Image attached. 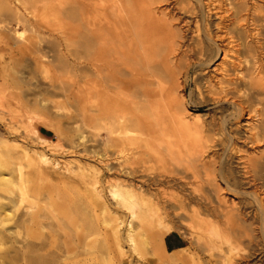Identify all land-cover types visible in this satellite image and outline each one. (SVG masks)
Returning <instances> with one entry per match:
<instances>
[{"label": "bare ground", "instance_id": "1", "mask_svg": "<svg viewBox=\"0 0 264 264\" xmlns=\"http://www.w3.org/2000/svg\"><path fill=\"white\" fill-rule=\"evenodd\" d=\"M50 1L15 0L21 9L0 0V189L18 209L28 204L23 222L43 224L42 195L76 174L16 138L23 132L55 156L62 143L43 136L37 117L74 118L50 96H29L20 67L74 94L82 110L96 108L85 113L102 122L114 151L104 140L99 151L85 144L97 164L77 175L88 200L115 215L121 252L125 241L136 252L149 245L150 264H264V0ZM53 15L64 21V56L45 33ZM54 65L67 74L63 86L51 79ZM193 84L216 112L188 110ZM174 231L189 242L182 252L164 245ZM31 255L28 264H57Z\"/></svg>", "mask_w": 264, "mask_h": 264}, {"label": "rangeland", "instance_id": "2", "mask_svg": "<svg viewBox=\"0 0 264 264\" xmlns=\"http://www.w3.org/2000/svg\"><path fill=\"white\" fill-rule=\"evenodd\" d=\"M56 1L51 0L50 2L54 3ZM10 2L14 8L17 7H21V9L24 8L23 6L17 4L15 0H10ZM1 17L2 16L0 13V18ZM54 17H55L54 15L51 16V19L53 20H51L52 23L50 22V29H49L50 31L46 29L45 33L46 35L48 34L47 38L50 37L51 40L59 41L61 43L60 53L64 56L66 55V44L63 39L64 21L61 17L58 18L59 20L58 19L55 20ZM14 24L15 22H13V25ZM30 35L31 34L29 32L26 33L27 37H29ZM56 67L58 68L55 70ZM52 68L54 72L53 71L51 72L50 75L52 76L51 79L55 81L57 86H63L60 81L63 82L64 80H66L67 74H65L66 72L62 69V65H58V66L54 65L52 66ZM13 70L10 72L16 73V71L13 72ZM19 70L20 73H18L17 71V75L19 76L17 75L16 76L20 80H23L25 82V78H26L27 84H30V82H32L30 85H26V83H23V85L25 84L24 85L25 88H23V90H25L29 96H32L33 98L34 94H38L46 98L47 100L48 97L50 96L49 100L50 101L52 100L51 102L53 101L57 102L60 105H62L63 108L65 107L62 113H65V115L66 114L72 115V117L74 118L67 119V117L66 118L61 117L55 112H50L49 114L43 113L44 115L42 113H39V115L41 116L43 115V117L42 118L39 116L37 117L39 118L38 119L39 121L36 120L37 121L36 123L38 124V125L36 124V126L39 127L43 136L47 140L53 142L54 144L62 143L61 145H59L60 147L57 146L58 152L56 155L54 154L55 156L51 154L52 152L50 149L41 147V144H38V141H34L33 139L27 138L28 136L23 132H21L18 135H15L17 139L20 138V141H22L23 144L27 139L25 145H27L29 148L32 147L33 149L36 150L38 149L37 151L39 152L45 151L51 158L59 161V167L62 169L66 166L65 164L68 163L69 164L68 167L69 168L71 167L74 170L73 173L76 175L79 173L78 168L80 166L92 167L93 164L94 165L97 164L93 162L91 163V161L86 160L85 156L88 154L84 152L85 151L84 149L86 148L85 144L87 148L89 149L91 148L90 151L92 150L99 151L101 150V145H102L101 143L104 140L110 146V152L112 150L114 151V149L111 147L112 143L111 141H109L108 134L105 131L101 132L100 130V126L102 125V122L101 121L95 122V119L93 120V118L89 116V115L93 116L97 114L96 108L89 107V109L87 108L86 110H82V106L81 104H79L80 102L77 100L78 97L76 98L72 96L74 94L69 92V95L71 94V96L70 98H68L66 92H64L63 90L56 89L53 87L49 88L50 79L43 80V78L40 77L39 73L37 74V72H32L30 68L20 67ZM34 73L38 75V78L35 76ZM10 80L12 82L13 79L10 78ZM29 88H31L32 90ZM35 90L38 91L35 92ZM44 91H46L45 94L42 93ZM76 92L78 91H75V93ZM49 93L50 95H47ZM64 95L66 96V98ZM186 101H187V108L190 111L201 110L203 113L210 112L212 114L217 111L216 107L214 108L213 105L205 101V99L196 91V87L194 84L190 86V88L186 93ZM49 104L52 103L49 102ZM94 109L95 111H93ZM222 109L228 110L227 107H222L219 108L218 110H222ZM82 111L83 113H81ZM85 111L86 112L89 111L88 112L89 115L85 113ZM90 111L92 112L93 115L90 114ZM83 114H87L89 117L84 118ZM43 121H49V123L51 122L50 126L46 127L42 125ZM2 123L5 125L4 122L0 121V128L2 126L1 129L5 130L6 126H4ZM19 126H21L20 123ZM21 131L23 130L21 129ZM81 134L85 136L84 142L80 139ZM21 139H23L24 141ZM32 140L33 142H31ZM31 144L34 147L29 146ZM76 175L72 174L71 177L69 175L68 176L64 175L63 178L61 179L62 181H60L61 183H59L60 185L59 189L58 190L57 188L55 190L50 189L49 195L51 197L46 192L45 194L42 195L45 198L42 197L43 201L41 200L42 202L40 201V203L41 205H43L42 207L44 208L42 212L43 213L42 216L44 217L43 220L45 222H43V224L41 225L38 224L36 225L31 223V221L28 220L29 218H27L26 221L27 223L23 222L21 215L23 214L25 215L26 213L31 211V209L28 208V204L23 205L20 209H18L17 201L16 202L11 201L9 192H6L3 188H2L3 191H1L0 189V205L5 206L4 209L0 208V213H2L1 217L6 220L3 226L0 225V232H1L0 233L1 235L0 264H28L26 256H29L31 254H32L31 256L34 257H38L41 255L46 260L55 259L57 264H150L149 261H151L152 258L151 257L152 251L150 250L151 248L149 245H145V246L140 245L138 247V252H136L133 251L132 248H130V246L127 244V242L124 241L121 244L122 250L123 249L124 250L123 252H121L118 243L115 241L112 230L110 231V229H112L110 227L111 225H109L112 224V222L109 221H111L112 216L115 215L113 214L111 215L110 213L104 214L102 210L95 203L88 200V197L85 196V193L82 192L85 189L83 188L84 187L83 182L80 179V177ZM41 187H44L43 183H41ZM229 197L234 198L233 196H229ZM110 202H112V200L109 199V203ZM44 213L48 214V216L46 215L47 218L44 216L45 215ZM57 214L59 215V217L57 216ZM53 215H55V218ZM119 216L121 217V219L127 220V216L124 213L119 212ZM56 217H58L61 220L60 221L57 218V221L58 220L60 221L59 223L62 224L63 221V224L65 225L64 226L62 224L63 228H65L64 231L59 229L60 228L59 223L55 221ZM115 220H116L115 217H113V221ZM88 234L93 236H90ZM169 235L172 237L175 244L179 245L178 249L173 250V249H169L166 246L165 241ZM45 241L48 244L46 247L47 249H41L39 246L29 247V245L32 244L31 242H33V244L34 243L37 244ZM163 242L167 250L173 252H182L184 251V248L189 246V242L187 241V239L177 231H174L167 235L165 234ZM49 243L54 244L53 245L54 247L52 249L50 248ZM171 248H173V246H171ZM47 251L50 252L47 254Z\"/></svg>", "mask_w": 264, "mask_h": 264}, {"label": "crops", "instance_id": "3", "mask_svg": "<svg viewBox=\"0 0 264 264\" xmlns=\"http://www.w3.org/2000/svg\"><path fill=\"white\" fill-rule=\"evenodd\" d=\"M166 243V246L169 248V249H178L179 248V245L175 244V242L173 241L172 237L169 235L165 241ZM171 246H173V248H171Z\"/></svg>", "mask_w": 264, "mask_h": 264}]
</instances>
